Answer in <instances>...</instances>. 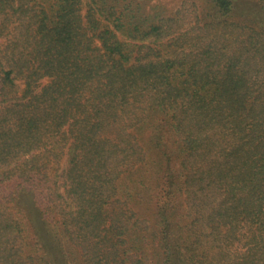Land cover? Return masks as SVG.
Wrapping results in <instances>:
<instances>
[{"label": "trees", "instance_id": "trees-1", "mask_svg": "<svg viewBox=\"0 0 264 264\" xmlns=\"http://www.w3.org/2000/svg\"><path fill=\"white\" fill-rule=\"evenodd\" d=\"M193 5L0 0V264H264V0Z\"/></svg>", "mask_w": 264, "mask_h": 264}, {"label": "rangeland", "instance_id": "rangeland-1", "mask_svg": "<svg viewBox=\"0 0 264 264\" xmlns=\"http://www.w3.org/2000/svg\"><path fill=\"white\" fill-rule=\"evenodd\" d=\"M151 2L166 7L169 15L182 11L185 16H191L193 14L192 11L195 9L193 3L199 2L200 4L201 2H205V0H151Z\"/></svg>", "mask_w": 264, "mask_h": 264}]
</instances>
